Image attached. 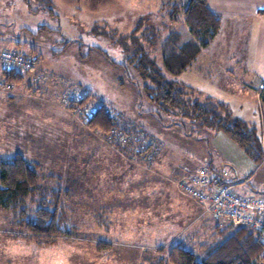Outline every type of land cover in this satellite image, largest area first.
<instances>
[{
  "label": "rangeland",
  "instance_id": "rangeland-1",
  "mask_svg": "<svg viewBox=\"0 0 264 264\" xmlns=\"http://www.w3.org/2000/svg\"><path fill=\"white\" fill-rule=\"evenodd\" d=\"M169 1L180 5L177 21L166 17ZM185 10L184 0H0V50L19 49L37 61L13 91L0 88V161L20 154L40 165L39 186L61 193L71 232L54 246L39 247L0 208V264H180L179 247L201 261L218 242V228L234 224L206 214L181 193L180 181L205 159L218 161L221 152L230 157L222 167L250 177L248 188L264 196V162L223 131H203L199 140V134L181 135L165 115L169 127L152 123L143 116L153 108L142 100L137 77L121 67L127 53L122 38L140 20L161 30L165 24L163 37L178 32L187 41ZM229 12L218 13L225 23L220 45L245 22L243 16L233 22ZM248 33L251 58L256 33ZM148 44L147 52L162 56ZM214 70L213 82L191 72L178 78L255 126L264 144V106ZM103 104L117 127L110 132L89 125ZM140 124L152 137H136ZM190 159L199 164L188 168Z\"/></svg>",
  "mask_w": 264,
  "mask_h": 264
},
{
  "label": "trees",
  "instance_id": "trees-1",
  "mask_svg": "<svg viewBox=\"0 0 264 264\" xmlns=\"http://www.w3.org/2000/svg\"><path fill=\"white\" fill-rule=\"evenodd\" d=\"M184 1L186 10L182 21L191 39L182 42L178 32L163 37L167 30L165 24V29L161 30L146 26L141 20L129 35L122 38L127 53L125 51V62L121 67L131 70L137 77L135 82L141 89L142 100L148 101L153 108L143 116L166 128L170 124L166 125L162 119L165 115L173 119L171 125H178L181 135L194 137L199 134V140L204 139L200 138L203 131L212 135L223 131L250 158L263 163L264 144L258 129L233 116L226 104L201 95V91L178 78L191 69L203 50L211 46L224 24L221 15L210 8L208 0ZM179 6L175 1L164 6L168 9L166 17L169 21L176 20ZM259 13L264 15V10ZM145 41L150 49L159 47L162 56L156 58L152 51L147 52ZM3 74L14 84L25 78L24 74ZM260 94V102L264 104V85ZM96 110L89 122L91 128L109 132L117 128L106 105ZM144 125L134 129L136 137H152ZM39 166L20 154L0 161V208L11 212L15 226L26 229L39 247H51L61 237L71 235L67 220L69 213L59 191L48 192L39 186ZM64 197L69 200L70 194L66 192ZM33 204L37 207L32 208ZM218 231V242L209 245L201 261L197 260L195 253L179 247L180 264H264V235L235 225L218 228Z\"/></svg>",
  "mask_w": 264,
  "mask_h": 264
},
{
  "label": "crops",
  "instance_id": "crops-1",
  "mask_svg": "<svg viewBox=\"0 0 264 264\" xmlns=\"http://www.w3.org/2000/svg\"><path fill=\"white\" fill-rule=\"evenodd\" d=\"M209 6L217 13L230 11L229 14L231 16L229 18H232L233 22L236 19L241 20L242 16L245 22L240 25L239 23L236 24L239 30L234 34L233 40L228 44L220 45L217 43H219V40L223 36L224 23L223 32L220 33L208 49L202 51L197 62L185 73L188 74L191 72L193 75H196L197 78L202 77L205 78V80L213 82L211 73L214 69H217L216 72L218 71L223 77L231 81L233 85H238L239 88H241V92L244 95L246 94V97L254 96L258 100V103L264 106V104L260 102L259 97L261 95L260 90L264 85V15L259 13V11L264 10V0H209ZM229 18H227V20H229ZM236 26H234V28ZM249 28H252L256 33L255 43L253 45L254 48L250 46V50L252 49L251 58H249L248 54L245 52L247 48L245 40L247 41V38H249ZM188 35L190 37L189 39H191L190 33ZM225 57L227 59H225ZM226 89L233 90L235 88L233 87L231 89L227 87ZM209 159L211 161L210 165H212L213 168L222 170L224 169L222 166L227 163L226 160H230V157L221 152L218 161L212 157ZM187 164L188 168H193L197 166L199 162L190 159ZM182 167L184 166L181 165V169ZM177 169L178 168H176V170ZM256 177L257 176H255V178ZM231 180L232 178L226 181L232 182ZM263 180L258 178L257 180L255 179V182ZM250 182L251 181L246 184L236 183L234 191L237 195L254 193L252 192L253 189L250 190L248 188V184H251Z\"/></svg>",
  "mask_w": 264,
  "mask_h": 264
},
{
  "label": "built area",
  "instance_id": "built-area-1",
  "mask_svg": "<svg viewBox=\"0 0 264 264\" xmlns=\"http://www.w3.org/2000/svg\"><path fill=\"white\" fill-rule=\"evenodd\" d=\"M36 58L19 49L0 50V88L13 91L15 84L8 74H25L35 69ZM192 173L181 178V193L204 208L206 214L225 223L253 229L264 235V196L255 193L238 194L236 183L246 184L250 177L240 179L236 171L218 170L205 159ZM232 182L226 180L231 178Z\"/></svg>",
  "mask_w": 264,
  "mask_h": 264
}]
</instances>
